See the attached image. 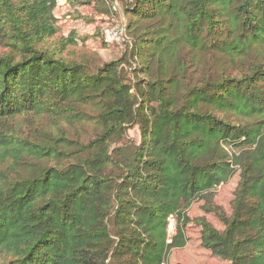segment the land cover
<instances>
[{
	"label": "trees",
	"instance_id": "obj_1",
	"mask_svg": "<svg viewBox=\"0 0 264 264\" xmlns=\"http://www.w3.org/2000/svg\"><path fill=\"white\" fill-rule=\"evenodd\" d=\"M115 1L130 38L91 68L58 0H0V264H180L190 222L264 264V0ZM198 200L222 230L187 217Z\"/></svg>",
	"mask_w": 264,
	"mask_h": 264
},
{
	"label": "rangeland",
	"instance_id": "obj_2",
	"mask_svg": "<svg viewBox=\"0 0 264 264\" xmlns=\"http://www.w3.org/2000/svg\"><path fill=\"white\" fill-rule=\"evenodd\" d=\"M106 0L108 7L113 4L114 10L109 15L100 13L94 6H82L76 9L70 7L65 0H58V5L54 10V16L57 20V26L60 34L67 36L73 32L78 40L79 47L86 50L91 59L90 67L100 66L117 60L125 51L124 42L130 38L124 29V18L122 9L117 1ZM117 30L118 42L109 44L105 41V32ZM91 129L88 136L91 135ZM128 136L136 143L139 142V131L137 127H132L128 131ZM237 175L234 174L227 182L218 185L213 190L214 203L222 207L230 214V206L233 200V192L237 184ZM203 201H195L186 211L187 217L193 220L198 217H204L214 228L222 230V225L213 214H204L201 211ZM175 220L170 223L169 232H173ZM193 222L185 228L187 244L181 249L173 250L169 256L170 262L180 264H227L220 259L213 257L209 251L200 246V233Z\"/></svg>",
	"mask_w": 264,
	"mask_h": 264
},
{
	"label": "built area",
	"instance_id": "obj_3",
	"mask_svg": "<svg viewBox=\"0 0 264 264\" xmlns=\"http://www.w3.org/2000/svg\"><path fill=\"white\" fill-rule=\"evenodd\" d=\"M118 31L117 30H111V31H106L105 32V41L108 42L109 44H112L113 42H118L119 37H118ZM169 223L173 221L172 218L168 219Z\"/></svg>",
	"mask_w": 264,
	"mask_h": 264
}]
</instances>
